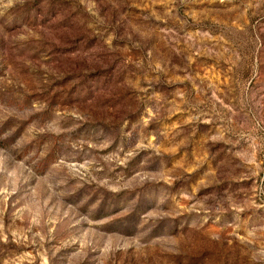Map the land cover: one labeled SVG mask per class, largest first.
I'll use <instances>...</instances> for the list:
<instances>
[{"label":"rangeland","instance_id":"1","mask_svg":"<svg viewBox=\"0 0 264 264\" xmlns=\"http://www.w3.org/2000/svg\"><path fill=\"white\" fill-rule=\"evenodd\" d=\"M0 264H264V0H0Z\"/></svg>","mask_w":264,"mask_h":264}]
</instances>
